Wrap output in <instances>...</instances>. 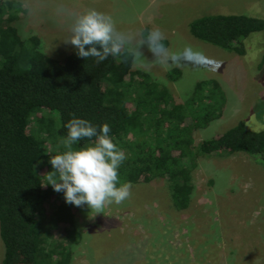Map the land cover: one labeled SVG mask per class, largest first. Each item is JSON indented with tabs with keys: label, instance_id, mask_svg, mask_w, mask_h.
Listing matches in <instances>:
<instances>
[{
	"label": "trees",
	"instance_id": "trees-1",
	"mask_svg": "<svg viewBox=\"0 0 264 264\" xmlns=\"http://www.w3.org/2000/svg\"><path fill=\"white\" fill-rule=\"evenodd\" d=\"M19 7L18 0L0 5V264H71L70 246L80 238L72 218L77 206L66 203L63 191L44 184L45 175L54 171L50 157L56 155L46 145L52 149L58 144L60 153L66 150L61 141L72 118L85 119L98 130L107 123L109 136L126 154L120 182L163 180L176 211L190 203L199 157L240 152L264 164V128L249 130L243 120L214 137L195 140L194 132L217 119L223 108L225 97L216 80L196 83L192 95L177 102L165 84L121 57L97 63L79 57L76 49L62 60L47 57L36 36L21 38L12 26ZM188 32L245 56L243 41L264 32V17L205 15L192 20ZM255 52L248 62L250 74L263 82L264 48ZM180 75L177 68L167 72L170 81ZM40 110L54 112L57 125L36 115ZM263 114L254 115L260 120ZM30 123L37 124L41 137L29 131ZM95 141L84 138L73 147ZM53 224L63 233L58 241L50 236Z\"/></svg>",
	"mask_w": 264,
	"mask_h": 264
},
{
	"label": "rangeland",
	"instance_id": "rangeland-1",
	"mask_svg": "<svg viewBox=\"0 0 264 264\" xmlns=\"http://www.w3.org/2000/svg\"><path fill=\"white\" fill-rule=\"evenodd\" d=\"M3 1L6 0H0V5ZM71 2L80 10L96 8L112 15L122 31L159 29L170 51L180 52L191 46L215 61L211 65L205 60L165 67L154 63L145 47L146 65L133 66L165 84L177 102L187 100L198 82L219 83L225 97L223 108L217 119L194 132L195 140L221 134L240 120L249 130L264 128V76L263 82L254 80L248 64L256 57L255 51L264 48V32L253 33L243 41L245 56L199 41L188 32V24L205 15L263 18L264 0ZM18 11L12 26L21 38L36 36L47 57L62 60L75 49L65 43L71 34L67 26L30 18L21 6ZM172 68L181 71L176 81L167 78ZM254 114L263 115L257 120ZM36 115L58 123L54 112L40 110ZM36 127L30 123L28 128L34 137L40 136ZM57 146L50 149L52 146L46 145L47 152L59 154ZM45 172L41 170L40 176ZM192 184L190 203L183 211L172 207L166 183L161 179L132 184L128 199L106 206L101 213L91 212L86 204L77 207L72 218L80 238L70 246L71 264H264V164L240 152L199 157L192 171ZM49 232L54 241L63 236L59 225H51ZM1 256L0 242V260Z\"/></svg>",
	"mask_w": 264,
	"mask_h": 264
},
{
	"label": "clouds",
	"instance_id": "clouds-1",
	"mask_svg": "<svg viewBox=\"0 0 264 264\" xmlns=\"http://www.w3.org/2000/svg\"><path fill=\"white\" fill-rule=\"evenodd\" d=\"M20 6L28 17L49 19L57 25L67 26L71 44L82 58H95L97 63L109 56L121 57L134 67H144L146 47L153 56V62L161 66L182 63L198 64L215 61L204 53L186 46L180 52L170 51L165 45V34L159 29L132 33L117 28L113 16L96 8L80 10L71 0H20ZM67 137L61 143L66 149L50 157L54 171L45 177L54 191H63L66 203L77 207L87 205L91 212L101 213L112 203L121 204L131 195V182H120L119 168L126 160L125 152L109 136L107 123L99 127L89 121L72 118L66 124ZM96 137L92 145L79 149L73 147L78 141Z\"/></svg>",
	"mask_w": 264,
	"mask_h": 264
}]
</instances>
